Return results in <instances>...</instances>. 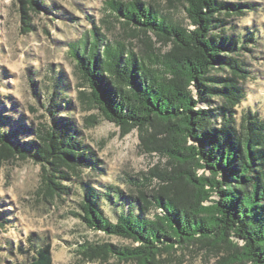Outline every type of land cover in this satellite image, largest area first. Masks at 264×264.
Returning <instances> with one entry per match:
<instances>
[{
    "label": "trees",
    "instance_id": "trees-1",
    "mask_svg": "<svg viewBox=\"0 0 264 264\" xmlns=\"http://www.w3.org/2000/svg\"><path fill=\"white\" fill-rule=\"evenodd\" d=\"M19 1L24 25H29V9L48 10L44 0ZM169 1L185 7L189 26L145 0L106 1L108 16L140 38V51L126 38L109 41L96 27L71 44L80 84L88 89L79 92L86 109H99L105 119L127 131L139 129L143 138L151 126L158 127L166 137L154 147L145 146L165 156L171 166L152 173L165 183L153 187L150 197L143 188L154 185L151 176L139 183L133 179L141 188L137 195L125 194L117 185L106 190L81 185L82 212L77 215L87 226L133 240L131 245L86 242L82 253L91 262L116 258L158 264L164 254L200 244L230 249L231 264H264V118L242 106L250 77L240 54L246 40L228 27V17L245 13L251 5ZM149 32L170 45L169 50L155 52ZM53 102V124L38 130L28 127L38 140L21 141L0 129V165L10 157L41 162L38 192L61 196L70 190L58 180L69 177L62 165L78 175L98 163L79 138L71 112L62 113L71 102ZM105 203L116 220L105 212ZM152 208L156 212L149 216ZM37 247L29 245L36 254L23 264H54L51 242Z\"/></svg>",
    "mask_w": 264,
    "mask_h": 264
},
{
    "label": "rangeland",
    "instance_id": "rangeland-1",
    "mask_svg": "<svg viewBox=\"0 0 264 264\" xmlns=\"http://www.w3.org/2000/svg\"><path fill=\"white\" fill-rule=\"evenodd\" d=\"M44 1L48 10L36 6V10L29 9V25H24L20 1L0 0V129L21 141L38 140L34 130L53 124L49 107L54 98H65L71 102L70 108L62 113L71 112L70 117L80 131L79 138L97 160L98 167L83 169L76 175L62 165L69 177L58 180L70 190L59 196L38 192L44 168L41 162L31 157L5 159L0 165V264H23L36 254L29 245L34 243L38 248L46 241L53 246L54 264H135L119 262L116 258L87 260L81 247L86 242L131 245L133 240L89 228L77 215L82 212L79 207L82 198L78 193L82 192L81 185L91 184L105 190L117 185L125 194L137 195L141 188L134 185L133 179L139 183L151 176L154 185L143 188L150 197L153 187L162 182L152 173H162L171 166L165 156L150 151L145 143L154 147L166 134L151 126L148 133H143V138L139 129L127 131L105 119L99 109H86L79 92L88 89L80 84L82 78L71 44L86 33L90 36L95 27L109 41L126 38L137 51L144 48V44L108 16L107 0ZM145 1L173 21L189 26L186 9L181 3ZM225 1L251 5L245 8V13L228 17V27L230 33L239 34L246 40V47L240 54L247 63L250 77L245 83L246 96L242 106L256 110L264 118V0ZM148 36L155 52L169 50L170 45H165L156 35L149 32ZM31 125L34 130L28 129ZM46 167L50 168V165L46 163ZM104 208L116 220L108 203ZM155 212L152 208L149 216ZM232 252L225 246L212 248L193 244L170 255L164 254L158 264H231L228 258Z\"/></svg>",
    "mask_w": 264,
    "mask_h": 264
}]
</instances>
